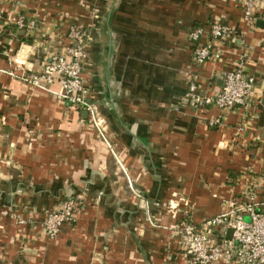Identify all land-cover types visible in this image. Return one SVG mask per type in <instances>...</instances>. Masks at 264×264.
<instances>
[{
    "label": "crops",
    "instance_id": "crops-1",
    "mask_svg": "<svg viewBox=\"0 0 264 264\" xmlns=\"http://www.w3.org/2000/svg\"><path fill=\"white\" fill-rule=\"evenodd\" d=\"M243 6L0 0L6 21L35 23L0 31V264H191L181 218L199 225L251 194L264 215V7L247 22ZM217 22L231 29L214 42L220 59L194 65L189 33ZM71 27L90 35L81 79L100 130L56 98L57 82H27L71 45ZM236 67L254 79L246 106L180 103L191 75L211 96ZM75 197L76 221L49 238L45 215Z\"/></svg>",
    "mask_w": 264,
    "mask_h": 264
},
{
    "label": "built area",
    "instance_id": "built-area-1",
    "mask_svg": "<svg viewBox=\"0 0 264 264\" xmlns=\"http://www.w3.org/2000/svg\"><path fill=\"white\" fill-rule=\"evenodd\" d=\"M243 3V19L247 22L253 19V13L257 12L259 7H264V0H243ZM8 22H12L18 29L31 30L35 27L33 21L25 26L21 18L6 21L0 12V31ZM204 35L209 41L202 44L200 41ZM67 36L71 45L62 53L46 60L41 71L28 77L27 82L32 86L57 82L60 91L55 94L56 98L70 109L86 112L95 127L100 130L98 118L93 106L88 102L87 90L81 79L90 35L78 27H71ZM230 37L231 29L218 22L209 24L206 28H193L189 33V41L193 45V64L201 66L208 61L219 60L221 52L214 48V42H223ZM221 78L219 91L205 96L200 92L195 77L191 75L187 91L180 103L200 109L214 106L225 111L246 106L254 79L245 75L240 67L223 73ZM219 123L218 119H213L208 125L216 127ZM253 200L251 194L244 201H233L227 211L196 226L187 216L178 221L175 226L180 237L178 243L191 264H264V215L255 210ZM82 205L83 202L78 197L62 201L60 208L45 215L41 223L43 231L49 238H55L62 225L76 221ZM245 217L248 218L247 221ZM19 223H24V220L19 219ZM228 230H231L230 239L226 238Z\"/></svg>",
    "mask_w": 264,
    "mask_h": 264
},
{
    "label": "water",
    "instance_id": "water-1",
    "mask_svg": "<svg viewBox=\"0 0 264 264\" xmlns=\"http://www.w3.org/2000/svg\"><path fill=\"white\" fill-rule=\"evenodd\" d=\"M230 237H231V230H228V231H227V236H226V238H227V239H230Z\"/></svg>",
    "mask_w": 264,
    "mask_h": 264
},
{
    "label": "rangeland",
    "instance_id": "rangeland-1",
    "mask_svg": "<svg viewBox=\"0 0 264 264\" xmlns=\"http://www.w3.org/2000/svg\"><path fill=\"white\" fill-rule=\"evenodd\" d=\"M68 107V106H67ZM83 202V201H82ZM84 204V203H83ZM82 207H83V205H82ZM246 221H247V219H245Z\"/></svg>",
    "mask_w": 264,
    "mask_h": 264
}]
</instances>
